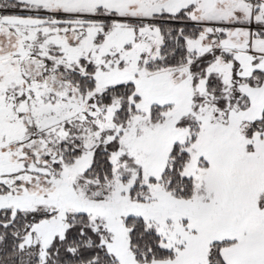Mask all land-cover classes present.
I'll return each instance as SVG.
<instances>
[{
    "label": "snow or ice",
    "instance_id": "obj_1",
    "mask_svg": "<svg viewBox=\"0 0 264 264\" xmlns=\"http://www.w3.org/2000/svg\"><path fill=\"white\" fill-rule=\"evenodd\" d=\"M0 264H264V0H0Z\"/></svg>",
    "mask_w": 264,
    "mask_h": 264
}]
</instances>
